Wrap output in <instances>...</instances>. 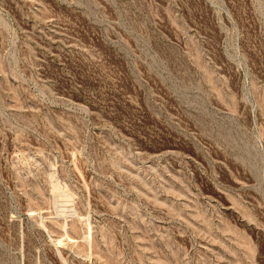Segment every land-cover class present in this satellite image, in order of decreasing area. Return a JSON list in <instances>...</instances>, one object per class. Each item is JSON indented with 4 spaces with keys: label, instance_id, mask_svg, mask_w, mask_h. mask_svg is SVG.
Segmentation results:
<instances>
[{
    "label": "rangeland",
    "instance_id": "1",
    "mask_svg": "<svg viewBox=\"0 0 264 264\" xmlns=\"http://www.w3.org/2000/svg\"><path fill=\"white\" fill-rule=\"evenodd\" d=\"M0 264H264V0H0Z\"/></svg>",
    "mask_w": 264,
    "mask_h": 264
}]
</instances>
